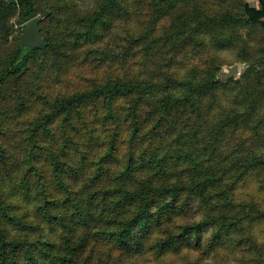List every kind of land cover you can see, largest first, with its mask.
I'll list each match as a JSON object with an SVG mask.
<instances>
[{
  "label": "trees",
  "instance_id": "trees-1",
  "mask_svg": "<svg viewBox=\"0 0 264 264\" xmlns=\"http://www.w3.org/2000/svg\"><path fill=\"white\" fill-rule=\"evenodd\" d=\"M79 1L0 0V264H90L97 239L129 252L148 237L161 257L201 245L208 227L264 264L244 233L264 207L236 197L264 189V0H208L212 12L202 0ZM35 16L45 48L10 40ZM117 27L123 42L107 44ZM207 39L246 66L239 78L217 80L233 63L214 57L201 72L183 65ZM138 55L146 75L129 68ZM79 65L97 73L66 79ZM191 206L199 219L174 232Z\"/></svg>",
  "mask_w": 264,
  "mask_h": 264
},
{
  "label": "rangeland",
  "instance_id": "rangeland-1",
  "mask_svg": "<svg viewBox=\"0 0 264 264\" xmlns=\"http://www.w3.org/2000/svg\"><path fill=\"white\" fill-rule=\"evenodd\" d=\"M145 1V0H144ZM140 2L137 5V13L149 12L150 8L146 5L145 2ZM247 3L254 8H259L260 5L257 0H246ZM203 6L207 9L208 12H212V10H218V6L215 3H212L208 0H202ZM80 6L86 10H92L95 7L93 1L88 3V0L81 2L79 1ZM211 5V6H210ZM264 20V19H263ZM170 21V18H166L163 20V23L166 25ZM15 19L11 20V23L14 24ZM127 26L131 28L133 25L132 22L128 20ZM17 25H14V29L17 30ZM125 32L121 27H117L114 32L111 33V36H108L106 39V43L110 45L118 44L123 42V35ZM20 33L16 31L11 37L10 40L14 38V36H19ZM208 39L206 40V42ZM206 45L201 47H196L191 50L190 46L185 47V54L182 55L181 61L186 68H190L192 66H197L198 71L201 72V68H206L208 66V62L211 57H214V60H219L221 63H233L234 55L232 52L228 50H217L216 48H212ZM138 58L141 59V56L138 55L135 59V63L130 64L129 68L133 72H139V75H146V69L142 67L138 62ZM245 65L240 63V74L236 76L234 79L240 77L241 73L245 69ZM139 68V69H138ZM79 72H83L85 74H93L97 73V70L92 71L88 66H78L72 67L66 74V79L69 81H78L80 80ZM67 82L63 89H70L73 85L70 82ZM60 87L58 86L57 89ZM13 102V101H11ZM24 117L27 119V115L25 113ZM15 118L12 120H4L3 122V130L8 129V122H14ZM237 139V134L233 135L230 139V143H234ZM225 148L228 147L225 145ZM264 155V152L261 153ZM6 168L2 169L0 166V175L5 177ZM18 172V171H17ZM16 172V173H17ZM20 175V174H18ZM15 175V176H18ZM1 177V176H0ZM8 179V178H6ZM74 187L78 189L80 187L81 182L72 181ZM264 185V183H263ZM260 186L255 184L253 181L250 184L242 186L237 189L236 197L238 200H251L254 196L257 202L264 207V189L260 190ZM259 189V190H258ZM197 208L195 206H191L188 209V213L185 215V218L182 220L175 219L171 223L170 227L174 232H178L181 224L187 223L188 221H193L199 219V213L196 212ZM244 226L245 235H251V238L264 249V221H257L250 223L249 225ZM211 229L206 228L201 233V245H197L196 247L187 249L181 248L178 252L169 251L164 255H159L161 257H157L158 255L156 251H151L147 248L148 237L142 239L143 244H147L143 247L135 246L131 251H123L114 247L113 244L101 241L97 239L95 242L97 243L96 248L90 254V264H253L251 259L253 258V253L255 250H252V244L248 241L240 243L239 236L234 234L232 241L228 242L226 239L217 240L212 238ZM161 236H165V232H161ZM193 236V234H192Z\"/></svg>",
  "mask_w": 264,
  "mask_h": 264
},
{
  "label": "water",
  "instance_id": "water-1",
  "mask_svg": "<svg viewBox=\"0 0 264 264\" xmlns=\"http://www.w3.org/2000/svg\"><path fill=\"white\" fill-rule=\"evenodd\" d=\"M44 16H35L20 26L19 43L22 47L28 48H45L46 44L41 36L39 23ZM240 64H224L220 66V70L216 75V79L222 83L229 79L235 78L240 73Z\"/></svg>",
  "mask_w": 264,
  "mask_h": 264
}]
</instances>
